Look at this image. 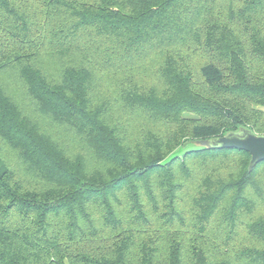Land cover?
<instances>
[{"label": "trees", "instance_id": "trees-1", "mask_svg": "<svg viewBox=\"0 0 264 264\" xmlns=\"http://www.w3.org/2000/svg\"><path fill=\"white\" fill-rule=\"evenodd\" d=\"M264 0H0V264H264Z\"/></svg>", "mask_w": 264, "mask_h": 264}, {"label": "water", "instance_id": "water-1", "mask_svg": "<svg viewBox=\"0 0 264 264\" xmlns=\"http://www.w3.org/2000/svg\"><path fill=\"white\" fill-rule=\"evenodd\" d=\"M209 149H239L251 154L249 169L252 170L260 161H264V135H258L250 129L241 128L223 136L202 139L197 142Z\"/></svg>", "mask_w": 264, "mask_h": 264}, {"label": "rangeland", "instance_id": "rangeland-1", "mask_svg": "<svg viewBox=\"0 0 264 264\" xmlns=\"http://www.w3.org/2000/svg\"><path fill=\"white\" fill-rule=\"evenodd\" d=\"M197 145H199L198 143H189L187 144L185 147H182V148H179L177 151H176V154L178 155H182L184 153L185 150H188V149H193L194 147H196Z\"/></svg>", "mask_w": 264, "mask_h": 264}]
</instances>
